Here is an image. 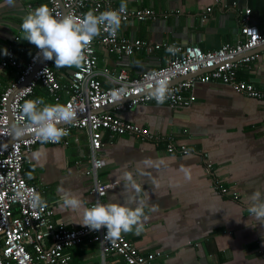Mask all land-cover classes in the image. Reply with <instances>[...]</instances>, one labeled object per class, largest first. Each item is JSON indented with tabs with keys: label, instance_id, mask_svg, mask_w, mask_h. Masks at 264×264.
<instances>
[{
	"label": "crops",
	"instance_id": "crops-1",
	"mask_svg": "<svg viewBox=\"0 0 264 264\" xmlns=\"http://www.w3.org/2000/svg\"><path fill=\"white\" fill-rule=\"evenodd\" d=\"M120 6L122 0H111ZM131 9H152L158 18H133L122 23L120 34L149 42L192 44L215 50L233 44L240 37L241 18L250 9V22L264 31V0H124ZM47 0H0V61L5 48H12L24 60L36 51L24 40V16ZM211 9V12H207ZM249 66L240 68V79L264 90V47ZM99 69L133 76L168 60L165 50L148 54L118 56L97 46ZM62 82L78 66L57 67ZM18 71L7 70L0 77V94L16 80ZM106 86L108 79L101 77ZM195 102L186 109L162 104H144L122 114L128 122L162 135L173 133L179 143L192 150L172 154L163 143L145 141L130 134L104 137L106 166L100 171L112 184L103 203L135 207L144 203V229L125 233L143 255L160 253L154 264H264V223L249 213L251 196L264 194V102L236 92L222 83L200 84ZM43 98L53 105L49 93L38 88L33 100ZM67 94L63 95V99ZM39 107H43L40 105ZM39 153L37 159L33 154ZM90 143L88 135L75 131L68 145L39 143L26 155L27 181L39 187V198L54 209V222L65 228L82 227L75 222L80 213L61 207L60 189L78 195L85 207L94 201L91 178L87 175ZM213 164L217 177L230 193L219 192L212 175L205 170L203 156ZM181 168L187 169L186 180ZM132 176L138 191L126 187L124 174ZM237 194V197L233 196ZM51 244V241H48ZM70 264H101L98 247L85 242L65 250ZM12 264V263H10ZM47 264V263H43ZM106 264H128L122 256L109 255Z\"/></svg>",
	"mask_w": 264,
	"mask_h": 264
},
{
	"label": "built area",
	"instance_id": "built-area-1",
	"mask_svg": "<svg viewBox=\"0 0 264 264\" xmlns=\"http://www.w3.org/2000/svg\"><path fill=\"white\" fill-rule=\"evenodd\" d=\"M47 1L57 18L69 15L83 18L89 11L98 15L106 10L120 8L114 6L111 0ZM250 14L251 10L248 9L241 18L238 40L207 51L192 44L129 39L121 35L119 30L113 37L102 26L100 34L84 50V59L71 72L67 83L62 82L54 70V59L44 60L38 68L42 57L37 58L39 49L28 60H24L12 48L7 49L9 55H4L0 61V77L10 69L18 71V76L0 94V143L12 137L14 125L27 123L22 113L24 102L33 100L38 88L45 89L54 104L70 106L75 112L73 120L58 124L68 134L58 143H48L68 145L75 131L88 135L90 153L86 172L91 178L90 191L94 195L90 207L97 202L103 203V198L112 186L100 176V171L107 163L103 154L106 135L114 138L130 134L145 141L163 143L166 151L172 154L182 155L192 150L179 143L173 133L162 135L122 118L124 112L140 105L158 104L148 94V89L154 87L158 79L169 81V95L162 105L176 110L191 107L195 102L196 88L200 84L209 83L231 86L238 93L264 102V90L238 76L240 68L255 61L257 50L264 47V31L250 22ZM133 18L155 20L158 15L149 8L126 7L122 13V23ZM98 45L120 57L165 50L168 60L165 65L149 68L138 76L125 70L112 73L108 69H99ZM170 47L172 52L167 51ZM32 75V79L18 90ZM102 76L110 80L111 86L105 85ZM64 94H67L66 99H63ZM39 143L41 141L35 129L29 128L23 136L0 147V264H70L71 257L65 250L85 242L98 247L101 264H106V258L112 254L122 256L128 264H154V260L161 254H141L125 233L119 239L110 241L105 240L106 228L98 231L85 226L65 228L54 222L55 212L50 204L45 202L44 207L36 204L40 189L27 181L25 163L26 155ZM203 159L206 173L212 175L216 188L220 193L229 195L230 190L214 176L213 164L206 154ZM233 196L237 197V194Z\"/></svg>",
	"mask_w": 264,
	"mask_h": 264
},
{
	"label": "clouds",
	"instance_id": "clouds-1",
	"mask_svg": "<svg viewBox=\"0 0 264 264\" xmlns=\"http://www.w3.org/2000/svg\"><path fill=\"white\" fill-rule=\"evenodd\" d=\"M11 4L14 0H8ZM126 3L122 0L118 10L110 9L99 13L87 12L83 18L65 16L57 18L46 4H42L33 11L27 13L22 21L21 29L24 40L34 44L40 51L37 58L53 60L55 66H80L84 59V50L98 36L103 26L114 37L122 23V13L126 9ZM167 51L172 52L170 47ZM5 56L9 55L7 48L3 50ZM150 98H154L158 104H163L169 95V81L158 79L154 87L148 89ZM43 105V107H39ZM22 113L27 118V123L14 125L13 133L21 137L29 128H34L41 143H58L68 134L63 127H58L60 122H68L75 118V112L70 106L60 104H45L43 98L27 100L22 106ZM37 159L39 153L33 154ZM186 180L191 179L187 169H180ZM126 187L129 185L139 190L130 174L125 173ZM61 207L70 213H80L82 217L78 221L81 226L98 231L106 228L105 240L115 241L122 233L135 230L137 234L144 229V220L147 219L144 212V203L139 202L135 207L122 203H95L92 207H85L82 199L70 192L60 189ZM252 206L248 209L256 220L264 223V194L256 191L251 196ZM36 204L46 206L39 197Z\"/></svg>",
	"mask_w": 264,
	"mask_h": 264
},
{
	"label": "water",
	"instance_id": "water-1",
	"mask_svg": "<svg viewBox=\"0 0 264 264\" xmlns=\"http://www.w3.org/2000/svg\"><path fill=\"white\" fill-rule=\"evenodd\" d=\"M60 1V0H59ZM64 13H65V10H64ZM259 50V49H258ZM257 50V51H258ZM44 61V59L41 57V60H40V62H39V64H38V68H39V66L41 65V63ZM37 68V69H38ZM32 77H33V75L29 78V80L27 81V82H25V83H23V84H21L20 86H19V88H18V90L19 89H21V88H23L31 79H32ZM17 139V137L14 135V133H13V130H12V137L9 139V140H7V141H5V142H1L0 143V147H2V146H4V145H7V144H10V143H12L13 141H15Z\"/></svg>",
	"mask_w": 264,
	"mask_h": 264
},
{
	"label": "bare ground",
	"instance_id": "bare-ground-1",
	"mask_svg": "<svg viewBox=\"0 0 264 264\" xmlns=\"http://www.w3.org/2000/svg\"><path fill=\"white\" fill-rule=\"evenodd\" d=\"M3 91V90H2Z\"/></svg>",
	"mask_w": 264,
	"mask_h": 264
}]
</instances>
